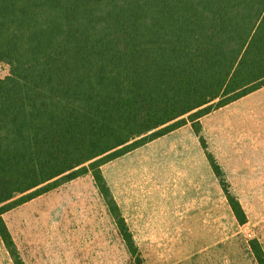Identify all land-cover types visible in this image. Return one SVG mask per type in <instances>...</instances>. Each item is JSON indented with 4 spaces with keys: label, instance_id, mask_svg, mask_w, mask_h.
I'll return each mask as SVG.
<instances>
[{
    "label": "trees",
    "instance_id": "obj_1",
    "mask_svg": "<svg viewBox=\"0 0 264 264\" xmlns=\"http://www.w3.org/2000/svg\"><path fill=\"white\" fill-rule=\"evenodd\" d=\"M0 62V236L14 253L6 211L89 170L101 188L108 160L188 122L200 133L264 86V0H0Z\"/></svg>",
    "mask_w": 264,
    "mask_h": 264
},
{
    "label": "rangeland",
    "instance_id": "obj_2",
    "mask_svg": "<svg viewBox=\"0 0 264 264\" xmlns=\"http://www.w3.org/2000/svg\"><path fill=\"white\" fill-rule=\"evenodd\" d=\"M9 74L0 62V78ZM244 102L202 117L200 133L188 122L108 160L102 190L89 170L6 211L14 253L0 236V264H259L264 152L244 123Z\"/></svg>",
    "mask_w": 264,
    "mask_h": 264
},
{
    "label": "crops",
    "instance_id": "obj_3",
    "mask_svg": "<svg viewBox=\"0 0 264 264\" xmlns=\"http://www.w3.org/2000/svg\"><path fill=\"white\" fill-rule=\"evenodd\" d=\"M241 101H245L244 123L254 129L255 135L259 138L260 151L264 152V86L225 106L235 105ZM202 122L203 129H207L204 119Z\"/></svg>",
    "mask_w": 264,
    "mask_h": 264
}]
</instances>
